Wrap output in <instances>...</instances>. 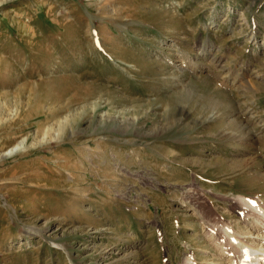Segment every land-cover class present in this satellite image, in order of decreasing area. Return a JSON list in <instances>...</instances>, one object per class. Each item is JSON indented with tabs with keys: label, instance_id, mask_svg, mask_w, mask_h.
Segmentation results:
<instances>
[{
	"label": "rangeland",
	"instance_id": "obj_1",
	"mask_svg": "<svg viewBox=\"0 0 264 264\" xmlns=\"http://www.w3.org/2000/svg\"><path fill=\"white\" fill-rule=\"evenodd\" d=\"M257 220L264 0H0V264H230Z\"/></svg>",
	"mask_w": 264,
	"mask_h": 264
},
{
	"label": "bare ground",
	"instance_id": "obj_2",
	"mask_svg": "<svg viewBox=\"0 0 264 264\" xmlns=\"http://www.w3.org/2000/svg\"><path fill=\"white\" fill-rule=\"evenodd\" d=\"M238 202L242 206L243 212L241 214V219L244 221H247L253 213L260 211L258 205L255 202L243 196L238 198ZM262 220H257L259 223L253 222L251 228L255 229V231L260 230L261 232H264V223L261 222ZM225 233H227L230 240V254L232 252L234 253V257L231 256V259H229L230 264H264V235H256L254 237L251 236L249 238L251 239V242H248L243 234H240L239 232H230L229 228L227 227L225 228ZM258 240L262 241L263 244H258L259 246L253 244V242L256 243Z\"/></svg>",
	"mask_w": 264,
	"mask_h": 264
}]
</instances>
